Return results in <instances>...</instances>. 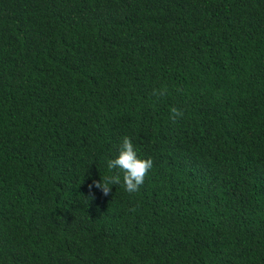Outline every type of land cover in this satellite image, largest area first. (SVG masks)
Here are the masks:
<instances>
[{"label":"trees","instance_id":"1","mask_svg":"<svg viewBox=\"0 0 264 264\" xmlns=\"http://www.w3.org/2000/svg\"><path fill=\"white\" fill-rule=\"evenodd\" d=\"M0 264H264V0H0Z\"/></svg>","mask_w":264,"mask_h":264},{"label":"clouds","instance_id":"2","mask_svg":"<svg viewBox=\"0 0 264 264\" xmlns=\"http://www.w3.org/2000/svg\"><path fill=\"white\" fill-rule=\"evenodd\" d=\"M165 91H160L159 95H165ZM153 95H157L154 91ZM173 116H181L182 113L177 109H172ZM109 170L119 169L123 172V185L128 193H135L139 191L140 187L144 184L145 178L153 167L152 159H140L137 151L127 136L123 137L122 144L119 149V154L115 159L108 161L107 165ZM102 182L93 181L91 187L100 189L105 196L109 195L112 191L113 185H121V177L119 174L107 176L102 178ZM112 185V186H110ZM134 211V209H133Z\"/></svg>","mask_w":264,"mask_h":264}]
</instances>
